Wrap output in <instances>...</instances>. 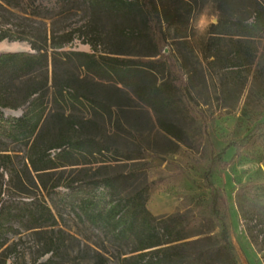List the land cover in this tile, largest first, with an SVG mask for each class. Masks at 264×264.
Segmentation results:
<instances>
[{
	"label": "rangeland",
	"instance_id": "1",
	"mask_svg": "<svg viewBox=\"0 0 264 264\" xmlns=\"http://www.w3.org/2000/svg\"><path fill=\"white\" fill-rule=\"evenodd\" d=\"M72 7L58 26L84 25L85 43L81 37L67 49L118 57L149 52L125 38L140 28L139 22L104 14L91 17L82 0H74ZM158 11L177 72H163L157 77L178 81L179 88L171 98L174 107L154 109L129 88L81 74L91 94L106 102L110 110L97 111L88 103L73 110L76 135L92 137L112 149L135 151L136 159L112 162L103 172L129 175L124 194L148 186L147 208L151 213L185 214L191 232L199 228L219 230L207 206L213 189L215 194L225 195L232 259L228 264H264V198L260 195L264 186V138L234 159L235 149L228 147L264 122V32L253 39L236 35L234 21L251 22L254 18L250 0H158ZM1 111L5 116L22 113ZM160 122L172 126V134ZM9 148L19 150L13 145ZM17 154L22 158L21 152ZM80 168L68 167L64 178L74 177L88 187L90 178L79 173ZM59 190L67 191L64 187ZM41 195L48 203L57 202L53 193L42 191ZM29 224L15 222V233L5 226L2 234L10 248L0 264L45 262L51 253L44 252L59 235L58 230H63L66 245L48 264H120L122 257L109 246L113 258L105 255V261L95 256V251L100 252L97 246L102 235L77 223L69 211L53 227L54 233L51 228L36 233Z\"/></svg>",
	"mask_w": 264,
	"mask_h": 264
},
{
	"label": "trees",
	"instance_id": "2",
	"mask_svg": "<svg viewBox=\"0 0 264 264\" xmlns=\"http://www.w3.org/2000/svg\"><path fill=\"white\" fill-rule=\"evenodd\" d=\"M82 1L91 17L104 14L139 22L140 28L125 38L149 52L118 57L67 49L85 33L84 25L58 26L72 10L74 0H0V42H25L30 46L25 52L0 53V250L4 248L0 259L5 262L10 248L2 234L5 226L15 233L14 223L27 221V226H32L29 229L36 233L44 228L54 233L53 227L69 211L77 223L102 235L97 246L100 252L95 251V256L105 261V255L114 257L108 252L109 246L122 257L120 264L230 263L225 195L215 194L213 189L207 206L219 230L199 228L191 232L185 214L151 213L147 208L148 186L124 194L129 175L110 176L103 172L112 162L136 159L135 151L112 149L92 137L76 135L73 110L86 107V103L97 111L110 110L83 84L87 76L129 88L140 100L159 110L174 107L171 98L179 88L177 80L157 77L159 73L177 72L159 25L162 19L158 0ZM250 2L253 20H236L233 25L236 35L253 39L264 32V0ZM81 42L85 43L84 38ZM93 47L96 49L95 44ZM81 74L85 77L81 78ZM4 109L22 113L18 117L5 116L1 111ZM160 123L172 134V126ZM261 138L264 122L228 145L235 149L233 159ZM72 166H81L78 172L90 178L88 187L74 177L64 178L65 170ZM60 187L67 191L62 192ZM42 191L55 194L57 202H46ZM260 195L264 198V186ZM57 232L59 235L44 252L51 256L39 264H48L52 255H58L66 245L63 230ZM71 238L79 241L75 236Z\"/></svg>",
	"mask_w": 264,
	"mask_h": 264
},
{
	"label": "bare ground",
	"instance_id": "3",
	"mask_svg": "<svg viewBox=\"0 0 264 264\" xmlns=\"http://www.w3.org/2000/svg\"><path fill=\"white\" fill-rule=\"evenodd\" d=\"M28 48V45L24 42H8L5 40L0 42V51L26 50Z\"/></svg>",
	"mask_w": 264,
	"mask_h": 264
},
{
	"label": "water",
	"instance_id": "4",
	"mask_svg": "<svg viewBox=\"0 0 264 264\" xmlns=\"http://www.w3.org/2000/svg\"><path fill=\"white\" fill-rule=\"evenodd\" d=\"M27 44V43H26ZM28 45V44H27ZM29 49H30V46L28 45ZM25 51H28L27 49L26 50H8V51H0V53H10V52H25Z\"/></svg>",
	"mask_w": 264,
	"mask_h": 264
}]
</instances>
